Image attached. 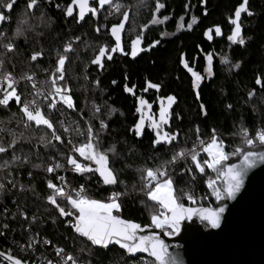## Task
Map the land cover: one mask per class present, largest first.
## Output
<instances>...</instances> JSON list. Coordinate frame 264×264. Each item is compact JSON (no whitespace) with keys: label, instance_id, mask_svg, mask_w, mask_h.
<instances>
[{"label":"trees","instance_id":"1","mask_svg":"<svg viewBox=\"0 0 264 264\" xmlns=\"http://www.w3.org/2000/svg\"><path fill=\"white\" fill-rule=\"evenodd\" d=\"M69 2L37 0L36 6L27 10L28 0H16L10 11L0 7V13L7 17L0 22V32L5 34L0 36V75L3 72L13 74L18 81L21 103L31 88L27 80L20 78L29 74L49 79L57 54L63 53L66 43H71L72 50L67 53L64 66V83L70 89L74 104L70 109L60 103L59 114L42 107L55 125L56 134L61 136L60 141L53 140L51 130L44 126L31 123L25 127L20 104L15 99L6 106L0 105V146L6 148V152L0 153V165L7 164L0 167L1 181L5 184L0 188V251L22 261L27 257L32 260L40 257L54 262L68 255L78 264L124 261L130 258L125 251L116 246H93L73 232L68 223L71 218L61 217L56 207L47 201L46 197L51 194L47 181L52 180L59 186L62 182L56 177H63L66 185L81 184L88 196L100 200H107L113 192L124 193L119 201L122 210L116 214L142 228L151 224L149 208L152 202L141 192V174L145 168L164 164L175 194L187 207L211 208L218 203L207 184L213 180L214 186L220 187L217 171L206 165L204 172L196 171L190 156L173 163L165 162L171 161L177 151L192 149L198 143V135L200 140L206 141L213 129L223 141L229 159L235 156L231 153L236 148L249 147L238 134L241 126L253 137L256 129L264 126V80L262 84L256 83L258 75L264 78V22L261 23L264 0H247V7L253 14L249 16L243 12L240 17V21H250V24H241L243 45L228 39L233 27L229 18H234V10L242 0H159L164 5L155 13L159 23H150L157 0H111L120 5L119 12L110 4L101 7L98 0H92L90 6L98 9L97 14H86L79 22L77 10L73 16H65ZM125 10L128 19L121 33L124 52L111 53L112 59L104 56L102 67L91 63L101 45L111 52L115 40L110 29L120 22ZM193 17L196 21L189 28ZM145 25L139 46L143 51L132 57L131 40L141 35V27ZM217 25L221 28L220 35L215 33ZM17 28L22 30V35H14ZM208 29H211L210 38L204 35ZM9 41L14 44L12 52L3 47ZM154 41L159 43L149 47ZM34 52L42 55L32 61L30 57ZM209 54L210 76L206 59ZM182 55L187 68L181 63ZM225 57L228 63L222 61ZM237 62L239 66L232 67ZM189 68L202 77L197 90L192 88ZM148 82L159 84V90L149 88ZM125 85L132 92L125 91ZM250 91L254 93L251 97ZM168 95L174 96L175 102L163 131L176 134L177 139L153 146L155 133L148 126L147 118L141 137L130 131L140 119L136 111L137 97L151 105L149 114L157 118L160 98ZM201 104L205 105L206 115L201 113ZM97 107L99 112H96ZM101 121L107 125L105 129H101ZM67 124H71L75 132L78 127L82 133H76L77 142L86 140L90 124L98 134L101 151L113 149L108 152L109 165L117 176V184L105 185L98 173L81 174L71 170L65 158L72 149L64 131ZM42 136L52 143L46 146L40 140ZM13 138L16 143L8 147ZM258 146L261 145L257 142L254 147ZM196 151L201 163L208 158L204 152ZM14 154L20 159L13 161ZM57 161L63 167L48 173L46 166ZM185 192L192 195L195 202L189 201ZM57 202L67 210L66 200L58 197ZM45 240L50 243H44ZM30 243L35 252L28 247ZM57 248L63 249V253L57 255Z\"/></svg>","mask_w":264,"mask_h":264},{"label":"snow or ice","instance_id":"2","mask_svg":"<svg viewBox=\"0 0 264 264\" xmlns=\"http://www.w3.org/2000/svg\"><path fill=\"white\" fill-rule=\"evenodd\" d=\"M203 2V0H202ZM15 0H0V7L11 10L14 6ZM37 4V0H28L26 5L27 10H32ZM98 4L102 7L105 4H110L114 11H120L119 4H113L111 0H98ZM74 6L79 9L77 22L84 19L86 14H92L95 16L98 9L90 6V0H70L67 4L65 10V16L71 17L74 15ZM164 5L159 3L157 0L156 9L153 11V20L150 23H159L160 21L156 18V11L162 8ZM187 7V6H186ZM242 12L247 13L251 16L253 13L247 7V0H242V2L234 10V18H229V23L233 25L231 35L228 39L233 42H238L243 45L245 43L243 37L241 36V23L240 17ZM7 19L3 13H0V22ZM128 19V11L123 12V18L118 24H113L110 33L115 40V44L109 52L106 46L101 45L99 47V53L91 61V63L102 65V58L107 56L108 59H112L111 53L114 52H124L122 46L121 33L124 30L125 22ZM167 19V17H165ZM196 17H193L192 21L188 24V27L191 28L192 23H195ZM147 26L141 27V35L137 36L135 39L131 40V52L132 57H136L139 51H143L140 48L142 41L143 29ZM99 31V29H97ZM211 29L205 31L204 35L209 37ZM216 35L221 34V28L219 25L215 26ZM23 32L20 28H17L14 32V35H22ZM5 34L0 32V36ZM163 35V34H162ZM79 39V38H77ZM159 41H154L149 47H155ZM3 47L7 52L14 51V44L9 41L7 44H4ZM72 50V44L66 43L64 46L63 53H58L56 65L51 70L52 74L49 77L48 81L42 82V84L48 85L47 94L45 95L42 89H37L35 83L33 82L34 76L25 74L20 79L27 80L28 82L33 83L34 92L32 94V99H24L21 103V96L17 91L18 81L10 72H3L0 75V92L3 93V96L0 97V105H8L9 101L15 99V101L20 104V112L22 113V122L25 127H29L31 123H34L36 126H44L47 129L51 130V136L53 140L60 141L61 136L56 134V128L53 124L51 118L46 115L42 110V107L46 105L47 109L52 112L55 111L58 104L62 103L66 105L67 108H73L74 104L72 97L70 95V89L67 84L64 83V66L67 59V53ZM42 53L34 52L30 59L32 61L37 60ZM206 59L209 62V67L207 69L208 75H212L211 70V54H209ZM225 63H228L227 58H223ZM181 63L187 68L188 65L184 60L183 55L181 56ZM2 65V61H0ZM239 62L232 67H238ZM191 72L193 77L192 79V88L197 90L199 87V81L202 77L193 71L191 68L188 69ZM261 76H257L256 83L262 84ZM115 83V81H113ZM134 87V86H133ZM149 88H155L159 90V84H153L148 82ZM125 91L132 92L131 88H128L125 85ZM147 91V88L145 89ZM253 92H249V97L253 96ZM49 97L51 99L49 100ZM197 99H199V93L197 91ZM160 109H159V118L156 119L152 115L148 114L146 116L144 108L151 109V105L147 103L142 97H137V108L136 111L140 113V119L133 125V128L130 131H133L137 137L143 135V130L145 126V119L149 121L148 126L153 129L155 133V139L152 141L153 146L163 142L171 143L173 140L177 139L176 134H170L163 131V126L168 123L169 117L171 115L170 108L175 102V97L168 95L167 97L160 98ZM167 101V103H165ZM230 107V106H229ZM99 107L96 108V112H99ZM201 113L206 115L205 105H200ZM63 127V123L61 122ZM101 129H105L107 125L104 121L100 122ZM65 132L71 131L69 128H64ZM77 132L79 129L77 127ZM82 135V133H79ZM243 137V143L249 146V150H244L242 148H236V150L231 153V155L239 154L242 157L241 163L239 165L229 164L222 165V162L228 159V153L224 151L223 141L218 138L215 130H212L211 138L207 141L200 140L199 135L197 140L199 141L200 151L207 154V159L202 163L198 160V152L196 151V145H193V148L190 150H180L174 153L172 160L165 162L173 163L179 158L189 157L191 162L195 165V170L199 172H204V165L209 169H213L218 173V179L222 178V187H215V181H207L208 187L211 190V194L217 201L222 200L227 197L232 199L237 192L240 191L244 177L247 171L256 166L258 162L264 163V150L256 151L251 150L254 148L256 143L264 146V128H260L256 131L255 136H250L249 130L240 127L239 133ZM40 140L45 143V145H50L52 141L46 140L45 137H41ZM16 143V139L13 138L12 142L8 147H12ZM71 144L72 141L69 140ZM113 151L109 148L107 150L101 151L99 146L98 134L93 130L91 125L87 128V138L84 142L79 144H74L71 151L66 155L67 165L71 167V170L76 173H98L99 177L105 185H115L118 183L117 176L115 175L113 169L109 165V156L108 152ZM6 152L4 146H0V153ZM83 161H88L90 163H83ZM20 157L13 155L12 160L17 161ZM27 162V157L24 158ZM94 165V167H93ZM7 164L0 165V167H6ZM39 167V165H34ZM221 166V167H218ZM63 167L60 162H53L46 166L45 170L48 173H53L56 169ZM56 179L60 180L61 185L53 183L52 180L47 181V188L51 190L46 199L47 201L54 205L59 212L61 217H70L68 221L71 229L78 236L85 238L93 246H100L107 248L110 244L119 245L128 254H135L137 252L148 253L150 257L153 258L152 261H141V264H174V261L168 259V250L167 245L158 235H142L139 233L143 232V228L140 224L135 223L132 220L124 219L118 214L122 210V205L119 202L120 197L124 193L113 192L107 198V200L94 199L88 196L83 185L79 189H71L66 191V182H64L63 177L57 176ZM142 188L141 192L147 197L148 201H151V206L149 208L150 213V225H145L144 227L154 226L157 229H165V235H174L180 230V223L185 219H191L192 216L198 215L202 221H205L208 226L211 228H218L220 226L221 214L224 212L223 207L218 208H192L185 207L183 203L180 202L179 197L175 194L172 178L169 176L168 172L165 170L164 164L156 168H145L141 174ZM4 185L0 184V188H3ZM15 187V185H14ZM21 190L23 186L21 185ZM184 196L187 197L189 201L195 202L194 197L189 193L185 192ZM67 201V210L65 207H62L60 203L57 202V198ZM21 216L24 215L23 212L20 213ZM35 219V217L33 218ZM7 227V225H5ZM170 229V231L168 230ZM34 243V241H33ZM44 243H50L45 240ZM28 247H32L30 243ZM57 255L63 253V249H56ZM0 255H3L0 253ZM6 259L10 264H27L26 261H22L20 258L14 257L11 254L7 255ZM67 261H71V264H78L77 260L73 256L68 255L65 257ZM47 264H53L52 261H47Z\"/></svg>","mask_w":264,"mask_h":264},{"label":"water","instance_id":"3","mask_svg":"<svg viewBox=\"0 0 264 264\" xmlns=\"http://www.w3.org/2000/svg\"><path fill=\"white\" fill-rule=\"evenodd\" d=\"M242 149L249 150V147ZM251 150L261 151L264 146ZM241 160L236 154L222 165H239ZM219 185L222 187V178ZM218 207L225 209L218 228H211L194 215L183 220L179 232L172 237L154 227L143 228L139 234L158 235L167 245L168 259L174 264H264V163L258 162L247 171L240 191L232 199L225 197L211 208ZM110 246L124 251L114 243ZM0 253L3 254L0 260L10 264L6 259L8 254ZM141 253L153 260L148 253Z\"/></svg>","mask_w":264,"mask_h":264},{"label":"built area","instance_id":"4","mask_svg":"<svg viewBox=\"0 0 264 264\" xmlns=\"http://www.w3.org/2000/svg\"><path fill=\"white\" fill-rule=\"evenodd\" d=\"M47 1H51V0H47ZM54 1V0H53ZM44 81H48V79L46 80H42L38 77H34L33 79V82L35 83V86L37 89H42V91L44 92V94L46 95L47 94V89H48V85L46 84H42V82ZM30 83V92L27 94V97L26 99H32V94L34 92V89H33V83L32 82H29ZM51 99V97H49V100ZM44 107L47 109L46 105H44ZM61 108V104H58L57 108L55 111H52V112H56V113H60L59 112V109ZM48 110V109H47ZM49 111V110H48ZM65 127L69 128L71 131L67 132V137H68V141L71 140L72 143L70 144L71 145V148L73 147L74 144H79L81 142H77V132H75L74 128L71 126V124H67ZM260 128H264V126L262 127H259L256 129V131ZM255 131V133H256ZM211 138V137H210ZM210 138H208L207 140H209ZM206 140V141H207ZM196 150H199L200 151V148H199V141L198 143L196 144ZM187 170L190 171L189 169V166L187 167ZM3 175V172L0 170V184L2 185H5L4 183H2L1 181V177ZM81 186V184L77 185L76 187H73V186H69L67 185L66 187V191L67 190H71V189H79ZM4 188V187H3ZM32 248V247H31ZM32 252H35V249L32 248ZM127 254V257L130 256V258L124 260V261H108L106 262L105 264H141V261L142 259L143 260H146V261H151V259L149 257H147L146 255L142 254L141 252H137L135 254ZM36 260H32L31 258L27 257L26 258V262L27 264H47V261H45L44 259H40V257H36L35 258ZM0 264H5L3 263L2 261H0ZM53 264H71L69 261H67L65 258L63 257H60V260L59 261H54Z\"/></svg>","mask_w":264,"mask_h":264},{"label":"rangeland","instance_id":"5","mask_svg":"<svg viewBox=\"0 0 264 264\" xmlns=\"http://www.w3.org/2000/svg\"><path fill=\"white\" fill-rule=\"evenodd\" d=\"M264 22V20L263 21H261V23H263ZM240 23L241 24H250V21L249 20H241L240 21ZM222 61H224V59L222 58ZM208 74V73H207ZM160 103H161V101L159 102V109H160ZM165 103H167V101H165ZM144 110V112H145V114L146 115H148L149 114V109L148 108H144L143 109ZM159 118V110H158V113H157V118L156 119H158ZM206 154V153H205ZM207 155V154H206ZM205 159H207V158H205ZM204 159V160H205ZM185 207H187V206H185ZM114 214H116L115 212H114ZM154 227V226H153ZM155 228V227H154ZM162 230H164L165 231V229H162ZM169 231H170V229H168ZM169 236V235H168ZM171 236H173V235H171Z\"/></svg>","mask_w":264,"mask_h":264},{"label":"flooded vegetation","instance_id":"6","mask_svg":"<svg viewBox=\"0 0 264 264\" xmlns=\"http://www.w3.org/2000/svg\"><path fill=\"white\" fill-rule=\"evenodd\" d=\"M75 10H77V8H75ZM77 11H78V10H77ZM192 218H193V217H192ZM192 218H191V219H192ZM181 223H182V221H181ZM181 223H180V227H181ZM203 225H204L205 228H207V226H206L205 224H203ZM163 231H164V230H163ZM164 232H165V231H164ZM174 235H175V234H174ZM174 235H173V236H174ZM167 236H168V235H167ZM169 237H172V236H169Z\"/></svg>","mask_w":264,"mask_h":264}]
</instances>
